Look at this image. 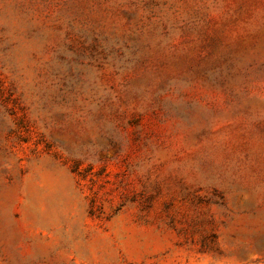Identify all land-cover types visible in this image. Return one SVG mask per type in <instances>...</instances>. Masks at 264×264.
<instances>
[{
  "label": "rangeland",
  "instance_id": "374dc122",
  "mask_svg": "<svg viewBox=\"0 0 264 264\" xmlns=\"http://www.w3.org/2000/svg\"><path fill=\"white\" fill-rule=\"evenodd\" d=\"M0 264H264V0H0Z\"/></svg>",
  "mask_w": 264,
  "mask_h": 264
}]
</instances>
